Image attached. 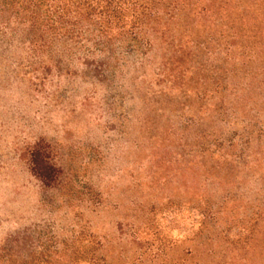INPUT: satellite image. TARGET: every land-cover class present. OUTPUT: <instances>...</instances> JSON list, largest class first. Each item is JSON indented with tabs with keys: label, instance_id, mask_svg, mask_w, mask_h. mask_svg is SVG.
Here are the masks:
<instances>
[{
	"label": "trees",
	"instance_id": "trees-1",
	"mask_svg": "<svg viewBox=\"0 0 264 264\" xmlns=\"http://www.w3.org/2000/svg\"><path fill=\"white\" fill-rule=\"evenodd\" d=\"M157 52L155 65L151 56ZM148 67H155V85L164 87L157 93L146 88L144 97L157 105L168 90L209 104V120L224 125L236 128L233 119L252 114L228 138L198 137L204 142L187 146L183 161L191 172L196 169L191 189L201 219L197 258L204 255L207 264H264V123L248 98L254 90L264 97V0H0L4 78L30 88H44L53 77L78 78L111 90L129 73L144 76ZM199 123L188 121L182 130ZM213 151L220 153L215 162ZM22 157L45 189L57 184L62 170L42 140ZM251 179L257 185L246 187L243 182ZM211 187L222 191L220 202L207 196ZM233 230L237 234L229 237ZM23 240L20 234L0 239V264L42 259Z\"/></svg>",
	"mask_w": 264,
	"mask_h": 264
},
{
	"label": "rangeland",
	"instance_id": "rangeland-1",
	"mask_svg": "<svg viewBox=\"0 0 264 264\" xmlns=\"http://www.w3.org/2000/svg\"><path fill=\"white\" fill-rule=\"evenodd\" d=\"M158 54L151 56L155 65ZM154 68L144 76L129 73L111 90L56 77L44 88H30L4 78L0 69L1 240L20 234L24 248L43 255L35 264L208 263L195 253L201 219L191 189L196 169L191 172L184 162L187 146L201 135L228 138L252 121V114L233 119L236 128L224 125L209 120V104L191 93L182 100L178 91L168 90L157 105L144 97L146 88L153 93L164 89L152 81ZM243 73L241 85L246 83ZM248 98L264 123L263 93L254 90ZM188 121L200 123L183 131ZM41 140L62 170L50 189L31 176L22 157ZM213 152L215 162L220 153ZM243 183L257 185L252 179ZM209 190L213 203L220 202L222 191Z\"/></svg>",
	"mask_w": 264,
	"mask_h": 264
}]
</instances>
